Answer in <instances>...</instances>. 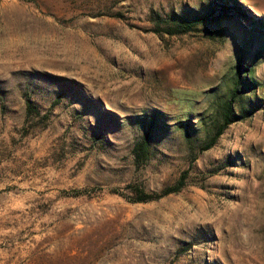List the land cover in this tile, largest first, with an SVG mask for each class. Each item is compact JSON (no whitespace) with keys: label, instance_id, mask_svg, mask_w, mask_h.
I'll use <instances>...</instances> for the list:
<instances>
[{"label":"rangeland","instance_id":"374dc122","mask_svg":"<svg viewBox=\"0 0 264 264\" xmlns=\"http://www.w3.org/2000/svg\"><path fill=\"white\" fill-rule=\"evenodd\" d=\"M239 60L246 117L200 151ZM0 264H264V0H0Z\"/></svg>","mask_w":264,"mask_h":264},{"label":"trees","instance_id":"16d2710c","mask_svg":"<svg viewBox=\"0 0 264 264\" xmlns=\"http://www.w3.org/2000/svg\"><path fill=\"white\" fill-rule=\"evenodd\" d=\"M217 7V6H216ZM216 7L212 8V11H216ZM233 6L230 5V3H221L219 10L221 13H226L230 8ZM235 7V6H234ZM236 8V7H235ZM211 10V9H210ZM207 15L199 16L197 19L199 21L206 19ZM201 19V20H200ZM195 23L193 21H182L176 23V30L177 31H171L170 29H167L168 33H176V32H186L188 30H191ZM244 69H246L239 60L235 65V73L233 81L231 82V85L226 91V95L222 97V95L217 97V100L215 101V109H214V119L211 125L210 130L208 131L207 137L205 138L202 145H200L199 150L204 151L209 149L213 144L216 142V140L225 132V130L234 122L240 121L243 118L246 117L245 112L247 111L246 107L243 106L241 101H245V95L244 89L250 88L254 86V82L248 80V78L245 76ZM64 81L68 82L67 80L63 79ZM238 104V109L235 110L236 106ZM25 107H26V115L34 117V115H38L39 111L37 108L33 105V102L31 101L29 95L25 96ZM45 116V115H44ZM156 115L153 114L152 117L147 116H138L137 120L146 125V131L142 135L140 139H138L133 146V153L135 157V161L137 163H141L144 160L148 158L149 155V136H150V130L149 127L154 126L153 124L156 122ZM182 125H184V128L186 131H191V123L189 121L181 122ZM187 177V172L182 173L177 181L171 185L165 186L163 189H161L158 192H152V193H145L144 190L140 189L135 184H128L126 187L129 188L131 195L130 197L121 192L118 188H112L110 190L111 193L120 195L127 200L131 202H146L150 200H156L161 197H164L170 193L178 192L185 184V178ZM79 194V193H77Z\"/></svg>","mask_w":264,"mask_h":264}]
</instances>
